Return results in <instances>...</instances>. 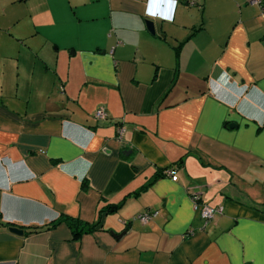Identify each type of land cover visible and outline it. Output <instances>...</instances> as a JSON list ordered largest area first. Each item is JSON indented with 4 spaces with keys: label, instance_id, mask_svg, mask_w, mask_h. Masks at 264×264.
I'll return each instance as SVG.
<instances>
[{
    "label": "crops",
    "instance_id": "1",
    "mask_svg": "<svg viewBox=\"0 0 264 264\" xmlns=\"http://www.w3.org/2000/svg\"><path fill=\"white\" fill-rule=\"evenodd\" d=\"M263 7L0 0V264H264Z\"/></svg>",
    "mask_w": 264,
    "mask_h": 264
},
{
    "label": "built area",
    "instance_id": "2",
    "mask_svg": "<svg viewBox=\"0 0 264 264\" xmlns=\"http://www.w3.org/2000/svg\"><path fill=\"white\" fill-rule=\"evenodd\" d=\"M264 0H247V4L250 5H263ZM262 17L264 19V7H263V13ZM105 113L103 110L99 109L94 113V119L96 120H102L105 118ZM123 131L121 128L117 129V135L119 137L122 136ZM0 167H3V162L0 161ZM174 171L172 170H165L164 175L166 177H171L173 175ZM191 206L194 212H198L200 219L203 221L204 225L211 222L216 216H219L222 214V208L221 207H209L206 205H203L200 203L199 198L197 196H191L190 198ZM158 216V211H145L141 214H138L134 217L135 220H137L142 225H146L149 222H151L154 218Z\"/></svg>",
    "mask_w": 264,
    "mask_h": 264
},
{
    "label": "trees",
    "instance_id": "3",
    "mask_svg": "<svg viewBox=\"0 0 264 264\" xmlns=\"http://www.w3.org/2000/svg\"><path fill=\"white\" fill-rule=\"evenodd\" d=\"M83 188L85 187L83 186ZM114 209L115 207H108L107 211L114 210ZM61 222L66 223L71 228L73 236H79L84 232H90L91 230L95 228V226L88 227L86 225H83L76 219H73L70 217H64L62 219H58V220L51 222L50 226L48 228L46 227L45 229L48 230L49 228H52L56 224L61 223Z\"/></svg>",
    "mask_w": 264,
    "mask_h": 264
},
{
    "label": "water",
    "instance_id": "4",
    "mask_svg": "<svg viewBox=\"0 0 264 264\" xmlns=\"http://www.w3.org/2000/svg\"><path fill=\"white\" fill-rule=\"evenodd\" d=\"M146 26H147L148 30H149L151 33H153V25H152V23H150V22H146ZM104 216H105V215H102V219H101L100 224H99L98 227H101V226H102ZM9 231H10L11 233L16 234V235H22V231H20V230H18V229H15V228H10Z\"/></svg>",
    "mask_w": 264,
    "mask_h": 264
},
{
    "label": "rangeland",
    "instance_id": "5",
    "mask_svg": "<svg viewBox=\"0 0 264 264\" xmlns=\"http://www.w3.org/2000/svg\"><path fill=\"white\" fill-rule=\"evenodd\" d=\"M8 48V50L10 51L11 50V48L10 47H7ZM2 49V48H1ZM3 51H4V49H2ZM4 52H6V51H4Z\"/></svg>",
    "mask_w": 264,
    "mask_h": 264
}]
</instances>
